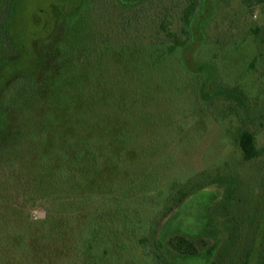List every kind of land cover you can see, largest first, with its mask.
<instances>
[{"label":"rangeland","instance_id":"374dc122","mask_svg":"<svg viewBox=\"0 0 264 264\" xmlns=\"http://www.w3.org/2000/svg\"><path fill=\"white\" fill-rule=\"evenodd\" d=\"M72 2L19 0L12 33L25 52L12 68L36 62L26 71V105L0 109V146L14 150L7 135L25 126L24 139L52 162L46 173L53 181L56 171H72L62 180L68 184L57 185L70 204L52 208L71 218L74 234L70 242L55 236L47 223L55 213L17 199L13 205L24 216L0 213V264H83L88 224L112 195L121 197V209H137L147 221L172 184L207 175L159 219L164 254L177 264H234L250 248L248 264H257L264 154L245 160L237 139L247 130L256 149L264 147V0H200L191 45L157 61L150 53L169 43L159 23L168 14L178 32L185 0H86L80 16L65 18ZM1 51L0 60L17 54ZM234 89L237 96L229 93ZM93 137L99 165L91 157L82 173L80 153ZM173 234L189 235L196 254L175 252L168 245ZM124 236L115 241L128 246L117 247L110 260L147 263L146 252L132 250Z\"/></svg>","mask_w":264,"mask_h":264},{"label":"trees","instance_id":"16d2710c","mask_svg":"<svg viewBox=\"0 0 264 264\" xmlns=\"http://www.w3.org/2000/svg\"><path fill=\"white\" fill-rule=\"evenodd\" d=\"M118 1L123 5L141 2V0ZM18 2L19 0H0V51L3 50V46H5L10 47L12 51L15 50L17 53L13 58L10 57L12 60L7 57H2L0 60V93L2 91L0 94L1 110L6 107L15 109L19 107L18 104L24 106L29 101V90L28 86L26 88L25 84L30 80V76L26 71L33 70L36 62L31 63V59L29 65H27L28 67L30 66L28 70L24 68H12L14 63L16 65L15 61L18 59V54H21L23 51L14 33H12ZM85 2L86 0H76L75 3L72 2L71 7L65 9L64 17L70 18L80 16ZM199 3L200 0H185L179 18L178 32H173L172 29H170L169 23L171 21L170 18H167L169 17L168 14V16L166 15L162 21H160L159 28L168 37L169 43L163 45L160 53H156L155 51L150 53V55L156 58V61L158 59L160 60L161 56L173 53L176 49H180V52L183 54L184 50L191 45L188 41L190 23L196 13V8L199 6ZM61 46H59L60 53L63 52L65 54V50ZM23 52H25V49ZM129 52L132 53L131 51ZM14 75L16 76L14 77ZM12 79L13 82L5 89V86H7ZM19 86L25 88L22 96H18L20 90L17 89V87ZM229 93L233 96H237L236 94H238V91L234 89L230 90ZM1 117L0 111V118ZM23 123L26 122L23 121ZM26 133H29V131H27L25 126H20L7 135V138L13 141L14 145L12 148H14V150H10L4 145L0 146V213H11L24 216L21 207H14L13 205V201L17 199L25 202V204L28 203L31 208H35L37 205L43 206L48 212L55 213L53 220L51 221L50 219L47 221L49 231L54 233L55 236L64 238L70 242L72 240V234H74V231L72 232L73 229L68 230L71 227L70 225H72L70 222L71 218L65 217L64 210L60 211V208H57L55 211V207H52L55 204L62 206L64 204H70V201L63 200L62 190L57 185H62L64 183L68 184V182H62V180L64 177H69V175L73 173L70 169L66 174H63L62 171H56V173H60V176H57L53 181L46 173L53 169L51 167L52 162H50V159L41 151H37V149L32 146L31 141L24 139V134ZM20 136L22 137V142L17 144V141H20ZM95 136V138H97V134H95ZM92 140V142L88 143L89 146L86 147V150H82L80 153L82 160L78 169H80L82 173L87 172L91 168L92 165L90 164L93 157L94 161L97 162V166L99 165V159L98 161L96 159V157L99 156L98 149H96L99 141L97 143L94 137ZM237 141L245 160H250L264 154V147L259 150L256 149L253 134L247 130L239 134ZM97 169L98 167H93V170L97 171ZM207 179L208 175L202 180L188 178L185 182L172 184L169 192L164 196L160 208L156 210L147 221L142 220L137 209H133L131 212L121 209V197L118 198L112 195L108 203L103 206V211L97 212L96 214L94 213L91 222L88 224L89 226L86 229L82 245L83 264H114L110 258H112V254L118 252L117 247L123 249L125 246H128L127 243H122L121 245L120 241H115L120 235L124 234L127 240L132 241V250L133 248H140L149 256L147 258L149 261H147V263L144 262L145 264H149V262L154 264H177L164 254L163 244L158 237V221L160 218L170 214L188 193L201 188ZM27 219L28 218L25 220ZM62 230H64L65 233L61 232ZM65 234L67 238L63 237ZM168 245L181 255H195L197 252L194 241L189 235L185 234L171 235L168 238ZM260 246L261 250L257 255V264H264V244L262 243ZM244 251L243 258H238L234 264H248L251 256V249L249 248ZM101 259H106L107 263L100 262Z\"/></svg>","mask_w":264,"mask_h":264}]
</instances>
